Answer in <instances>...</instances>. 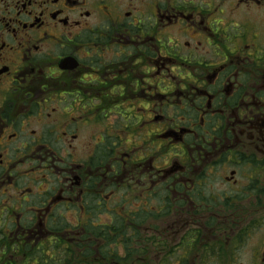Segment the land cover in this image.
I'll use <instances>...</instances> for the list:
<instances>
[{
  "label": "flooded vegetation",
  "instance_id": "obj_1",
  "mask_svg": "<svg viewBox=\"0 0 264 264\" xmlns=\"http://www.w3.org/2000/svg\"><path fill=\"white\" fill-rule=\"evenodd\" d=\"M91 241L264 264V0H0V264Z\"/></svg>",
  "mask_w": 264,
  "mask_h": 264
},
{
  "label": "trees",
  "instance_id": "obj_2",
  "mask_svg": "<svg viewBox=\"0 0 264 264\" xmlns=\"http://www.w3.org/2000/svg\"><path fill=\"white\" fill-rule=\"evenodd\" d=\"M86 234H90V235H93V236H95V235H100V237H102L103 235H105L103 232H101L100 234H99V232H98V230L96 229V228H89V230L86 232ZM92 244H93V242L91 241V244H90V246H89V248L87 249L88 251H90V255H87V256H80L79 258L77 257V256H75V255H73L72 257H71V259H72V262L73 263H69V264H74V263H76V264H84L86 261V263L88 264V263H90V262H93V259L94 258H92V252H93V248H92ZM116 254V253H115ZM118 254V253H117ZM115 255L114 257H118V255ZM79 259L80 261L79 262H77L76 261V259ZM83 260H85L84 261V263H83ZM125 259H123L122 261H124ZM53 264H59V263H56L55 261H54V263Z\"/></svg>",
  "mask_w": 264,
  "mask_h": 264
},
{
  "label": "rangeland",
  "instance_id": "obj_3",
  "mask_svg": "<svg viewBox=\"0 0 264 264\" xmlns=\"http://www.w3.org/2000/svg\"><path fill=\"white\" fill-rule=\"evenodd\" d=\"M250 258H251L250 255L246 253L245 256H244V263L245 264H250Z\"/></svg>",
  "mask_w": 264,
  "mask_h": 264
}]
</instances>
